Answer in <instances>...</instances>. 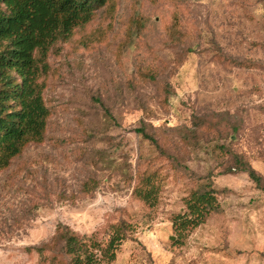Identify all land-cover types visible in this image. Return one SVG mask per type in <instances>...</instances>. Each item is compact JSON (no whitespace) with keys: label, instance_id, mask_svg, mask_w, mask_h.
Returning <instances> with one entry per match:
<instances>
[{"label":"rangeland","instance_id":"obj_1","mask_svg":"<svg viewBox=\"0 0 264 264\" xmlns=\"http://www.w3.org/2000/svg\"><path fill=\"white\" fill-rule=\"evenodd\" d=\"M46 62L43 140L0 170V264H62L58 224L104 243L118 220L108 264H264V182L235 169L264 180V0H109ZM145 173L153 204L134 193ZM207 178L218 209L179 237Z\"/></svg>","mask_w":264,"mask_h":264},{"label":"trees","instance_id":"obj_2","mask_svg":"<svg viewBox=\"0 0 264 264\" xmlns=\"http://www.w3.org/2000/svg\"><path fill=\"white\" fill-rule=\"evenodd\" d=\"M109 0H0V170L6 169L29 143L43 140L50 110L44 99L42 77L48 70L46 59L53 45L69 39L73 32L88 24ZM143 77L155 79L152 71ZM163 85L164 98L170 94ZM136 131L155 140L143 128ZM237 170L246 172L263 188V178L243 159L236 157ZM155 173L142 175L134 193L153 204L157 187ZM138 182V183H139ZM93 178L84 184L89 191L96 186ZM183 207L171 219L173 230L183 237L186 231L205 222L218 209L217 190L207 178L183 198ZM125 220L112 223L106 242L93 234L79 235L67 225L58 224L54 240L58 252L67 259L62 264H108L115 259L120 244L129 237ZM44 246L37 247L42 253ZM57 260V264H60Z\"/></svg>","mask_w":264,"mask_h":264}]
</instances>
